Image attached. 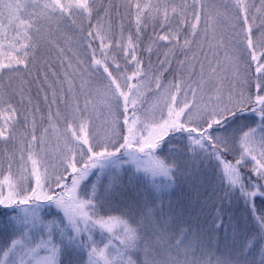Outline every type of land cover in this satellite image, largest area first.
<instances>
[{"label":"snow or ice","instance_id":"snow-or-ice-1","mask_svg":"<svg viewBox=\"0 0 264 264\" xmlns=\"http://www.w3.org/2000/svg\"><path fill=\"white\" fill-rule=\"evenodd\" d=\"M0 264H264V0H0Z\"/></svg>","mask_w":264,"mask_h":264}]
</instances>
